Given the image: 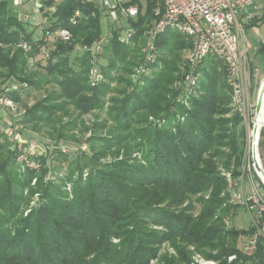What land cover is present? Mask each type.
Segmentation results:
<instances>
[{
  "label": "trees",
  "instance_id": "1",
  "mask_svg": "<svg viewBox=\"0 0 264 264\" xmlns=\"http://www.w3.org/2000/svg\"><path fill=\"white\" fill-rule=\"evenodd\" d=\"M161 1L147 0L145 14L141 0L128 4L141 10L136 22H127L138 29L131 45L122 44L117 27L108 23L113 37L98 58L107 62L99 63L104 80L92 87L93 54L84 47L102 37L106 21L98 4L42 0L39 12L46 23L43 36L35 38L13 0H0V96L22 103L27 87L14 89V84L27 83L37 90L53 84L58 89L31 108L26 106L22 124H31L36 131L49 126L56 144L81 143L77 130L91 131L85 139L87 150L71 156L55 148L36 158L39 170L23 168L17 159L24 147H13L0 131V264H151L166 242L178 257L167 255L158 264H190L185 245H194L218 264H229L233 255L236 263L264 264V239H259L251 257L241 248L254 233L251 220L247 229H230L227 217L223 219L227 209L222 195L229 192L219 165L229 169L230 164H240L244 130L232 111V93L220 61L207 58L197 94L188 105L177 102L180 92L175 84L190 45L179 33L167 30L155 42L158 55L152 76L143 85L130 82L133 68L144 62L137 45L144 47V30L154 21L153 9ZM77 11L81 16L73 24ZM263 18L256 17L245 27H259ZM60 29L72 34L71 41L54 45L44 74L32 70V61L46 45L44 39ZM22 42L31 46L29 52L19 46ZM258 54L264 57V43ZM92 111L104 115L87 126L81 117ZM150 116L165 122L154 125ZM109 155L113 159L108 161ZM50 156L54 167L49 165ZM52 170V180H45ZM207 192L210 198L203 201L197 218L189 212L192 206L177 209ZM235 207L234 217L244 211Z\"/></svg>",
  "mask_w": 264,
  "mask_h": 264
},
{
  "label": "built area",
  "instance_id": "2",
  "mask_svg": "<svg viewBox=\"0 0 264 264\" xmlns=\"http://www.w3.org/2000/svg\"><path fill=\"white\" fill-rule=\"evenodd\" d=\"M61 1V0H58ZM87 2H94L104 11L105 18H110L113 22H120L125 20L126 23L130 20L137 21L141 10L139 5H125L122 0H85ZM259 0H162L158 2L154 9V21L151 24L146 25L143 36L146 43L142 49L144 55V62L135 69L133 75V85H143L144 81L152 76L153 69L151 65L157 60L158 51L156 48V40L165 33L167 30H172L186 38L190 47L184 52L182 57L181 78L176 82L175 88L180 92L177 102L188 105V99L195 96L199 89V84L203 79V73L201 67L205 60L209 57H214L222 64L226 73V83L232 93V105L238 109L241 113H244L248 108V86L252 82L253 72L250 57L248 55L249 50L252 48L249 40L245 34V24L243 21L250 23L256 14L250 13L249 9L257 10L256 4ZM26 3V0H13V4L16 8H21ZM42 8L41 1L36 4V9L40 11ZM51 11H55V7L51 8ZM81 16L80 11H77L72 18L73 24H76L78 18ZM24 20L29 19V15H25ZM109 23V22H108ZM107 28V26H105ZM117 32L118 40L125 45H131L133 38L138 32L135 26H118ZM258 33V31H257ZM54 36L52 44H56L58 41L69 42L72 39V34L66 29H60L44 39L45 42L49 41V37ZM113 37V32L109 29L102 33L100 40L96 41L91 47H84L86 50L93 54L91 60L92 67L89 73V81L92 87L97 86L103 80V74L99 69V55L104 50V45ZM261 43H264L262 39ZM53 45V46H54ZM25 52L31 50V46L22 42L20 45ZM52 48L45 54V58L48 60L50 57ZM81 49V48H80ZM18 85L14 84L13 88L17 89ZM26 87V85L24 86ZM13 103L12 100L0 96V108L8 107ZM21 116V115H18ZM256 118V112L254 120ZM150 122L154 125L161 126L165 121L164 119H155L150 117ZM2 123H0L1 125ZM13 124L4 128L0 127V131L4 132L12 142L14 146L23 145L22 135ZM255 123L253 121V132L251 138L252 144V159L254 162V168L256 173L264 184L263 166L259 162L258 151L261 142L262 131L259 128V136L257 140L254 139ZM259 142V143H258ZM257 144V149L254 154L253 145ZM56 145L50 144L48 150L42 154L46 155L52 152L55 148L60 149L63 153L68 154V150L62 147V144ZM88 147V146H87ZM32 150V147H31ZM82 150L80 148L78 151ZM85 151V150H83ZM34 153V152H33ZM46 153V154H45ZM36 154V153H35ZM41 155V156H42ZM40 156L25 155V148L23 153H20L17 161L22 164L23 168L27 167L33 170H39L41 164L36 160ZM52 172V171H51ZM49 172L45 180H52L53 176ZM48 175H51L49 177ZM88 173L84 174L86 178ZM264 178V177H263ZM228 180V192H230V204L233 206H240L249 211L251 214V225L254 228V233L248 238L247 242L243 246V253L247 257H251L257 250L259 239H264V196L259 195L257 191L253 193L246 191L245 177H240L237 181L233 182L231 174L227 175ZM36 180L33 182L35 183ZM259 188V186L257 185ZM68 191H71V186L67 187ZM249 194V195H248ZM39 194H36L35 201L32 202V206L36 204ZM30 212L28 210L26 215ZM226 225H229V219L224 220ZM237 256L233 255L229 257V262H236ZM199 264H217L215 261H205L202 258L197 260ZM242 262L238 263L241 264Z\"/></svg>",
  "mask_w": 264,
  "mask_h": 264
},
{
  "label": "rangeland",
  "instance_id": "3",
  "mask_svg": "<svg viewBox=\"0 0 264 264\" xmlns=\"http://www.w3.org/2000/svg\"><path fill=\"white\" fill-rule=\"evenodd\" d=\"M38 1L42 2V0H26V3L23 6H21V8H16V12L19 14V17L21 19L25 18V15H29V19L28 20L23 19V21L28 24L29 30L35 31V38H41L43 36L44 25L42 23H46L45 22L46 18L36 9V4ZM132 1L133 0H122V3L125 5H128ZM140 3L144 7V14H145L146 8H147V0H141ZM256 7H257V10L250 8L249 9L250 13L258 14L259 18H263L264 17V0H259L256 4ZM104 21H106V24L103 27V32H106L109 30L108 22L114 28L118 27V26H121V27L127 26V23L125 20H121L120 22H118V24L116 22H113L110 18H105ZM243 24H245L246 27L248 25V23L246 24V21H243ZM105 26H107V28ZM258 28H259L258 33H255L254 30L251 28L245 29L246 38L249 40L250 45L252 46V48L249 50L248 55L250 57L251 64H252L253 69H254V71H253L254 75L252 78V82H251V84H249L248 89H247V92H248V99H247L248 108L246 109V111H244V113H241L240 111H238V109L236 107L231 105V108H232V111L234 112V114H236L240 117V122H241L242 128L244 130L243 138H242L244 141L242 144L243 153H242V156L240 159L241 161H240V164L238 166H235L234 164H230L229 169H227L228 167H225L222 164H220L219 170L222 173V175L226 177V179H227L228 173H230L231 177L233 179V182L237 181L240 177L244 176L245 180H246V191L245 192L253 193L254 191H257V193L259 192L258 193L259 195L264 196V184L261 182L262 180L260 179V177L258 176V174L256 173V170L254 168V162L252 159V144H251V138H252L251 134L253 132L252 131L253 130V121H255L254 116H255V112H256V103H257L259 89H260L261 83L264 79V57L261 56L260 54H258L259 45L262 44L261 41H262V39H264V21H262V23L259 24ZM53 37L54 36H50L48 38L49 41L46 42V45L42 49V53L40 54V56L37 59H34L32 61V63H31V69L32 70L38 71L39 73H42V74L45 73V71L43 69L44 66L46 65V61H47V59L45 58V54L54 45V44H52V42H53L52 40H54ZM137 46L139 47V51H141V49H143L142 45L140 46V43ZM77 51H81L79 46H78ZM141 54H142V52H141ZM38 62L40 63L39 65L37 64ZM99 62L102 65H106V63H107L105 58H103L102 60L100 59ZM137 67H138V65L133 68L132 72L129 75V79H130V82H132V84H133L134 71ZM17 85L23 86V87L26 85V87H27V90L24 91L25 95H23V97H22L23 102L18 103V102H15L12 100L13 103H11L9 105V108L8 107H1L0 108V114H2L0 119H2V121H3V122H1L2 124L0 125V127L4 128L6 126H9L10 124H13L14 126L15 125L19 126L21 129V132L20 131L19 132L22 135V139H23V143H21V145H23V147L25 148V155L26 156L27 155L41 156L45 152V150L46 151L48 150V147H50V144H54V145L56 144L55 142L51 141V139L49 137L48 132L51 131L50 127L49 126H46V127L43 126L44 128L42 127V129L40 131H36V130H34V128L31 124L28 126H24L22 124L23 116L27 112L26 106H27V108L28 107L31 108L33 105H35L36 103L41 101L42 98H45L47 96V94H49L52 91V89H58V88L56 86H54L53 84L52 85L51 84L45 85L42 89H39V90L28 88L27 83H21V85L20 84H17ZM116 85L118 88L119 87L118 84H116ZM107 102H108V100H107ZM18 115H21V116H18ZM103 115H104V113L102 111H92L88 114H84L81 117L82 118L81 121H83L87 126H92L93 123L97 120L96 117H102ZM72 116L75 118V117H78V114L74 113V114H72ZM150 117H149V119H150ZM159 119H161V118H158L157 120H159ZM64 120H67V117H65ZM77 131L78 132L75 133L76 139L78 141H80L81 143H79V142L77 143L75 141H64V140L60 141V144H62V147H65L68 150V154H70L71 156H74L80 148H82V150H87V144H86L87 142L85 139L87 137H89L91 134V131H89L86 134H82L79 130H77ZM263 136H264V130L262 132L261 142L259 145V149H260L259 153H260V157H261L262 166L264 169V142L262 140ZM9 141L12 142L10 139H9ZM31 147H32V150H31ZM135 156L136 155H134V157ZM106 159L108 161L112 160L113 156L109 155L108 158H106ZM49 165H52L51 167H54V165H55L54 159L51 156L49 158ZM51 174H53V170H52ZM48 176L51 177V175H48ZM226 185H227L226 187H227V191H228V187H230L228 185V180H227ZM257 185L259 186V188L257 187ZM252 187L254 188V191H252ZM210 194H211L210 192H207V193L198 194L196 196H193V197H191V199H188L187 201H185V203L183 205L179 206L177 209L178 210L189 209V207L192 206V209L189 212L195 218H197L202 213L203 201L208 200L210 198ZM226 194H228L229 196L224 197L222 195V197L224 198L223 209H227L226 216H224L223 219L225 217H227L229 219V222H230L229 225H226L227 228L231 229V228L236 227L237 229H247L250 226L251 214L249 213L248 210L244 209L243 213L239 212V215L234 217L235 215H233V213L235 211H234L233 207H235V206H232V204H230L231 203L230 202V199H231L230 195L231 194H230V192L229 193L226 192ZM237 209L241 210L240 207H238ZM26 211H27V209H26ZM26 211H25V213H26ZM220 214L222 215V212H220ZM218 217H219V213L215 217V219L212 221H216ZM152 228L154 230H161L162 229V228L157 227V226H154ZM250 228L252 229V226ZM244 241H246V240H244ZM115 242L118 243L119 240H115ZM185 248H186V251H187L188 256H189V263L190 264H199L197 262V260H199V258H202L205 261H215V260L206 258L199 251V249H197L194 245H189V246L185 245ZM241 248L243 249V246H241ZM167 255L174 256L175 258L178 257V252H177V250H175V247L172 246L171 242L163 243V245L160 248L159 258L154 259L151 262V264L161 263L162 259ZM215 262L217 263V261H215ZM229 264H238V263L232 262ZM241 264H244V263L242 262Z\"/></svg>",
  "mask_w": 264,
  "mask_h": 264
},
{
  "label": "water",
  "instance_id": "4",
  "mask_svg": "<svg viewBox=\"0 0 264 264\" xmlns=\"http://www.w3.org/2000/svg\"><path fill=\"white\" fill-rule=\"evenodd\" d=\"M263 105H264V79L261 83V86H260V89H259V93H258V98H257V103H256V117L259 116L262 108H263ZM259 136V127L257 125H255V129H254V139L255 141L257 140ZM256 149H257V144L254 143L253 145V151H254V154L256 152ZM263 174V177H264V172L262 173Z\"/></svg>",
  "mask_w": 264,
  "mask_h": 264
},
{
  "label": "bare ground",
  "instance_id": "5",
  "mask_svg": "<svg viewBox=\"0 0 264 264\" xmlns=\"http://www.w3.org/2000/svg\"><path fill=\"white\" fill-rule=\"evenodd\" d=\"M255 125H257L259 128H261V130H264V105H263V108L259 114V116H257L255 118V121H254ZM263 132V131H262ZM259 143V142H258ZM258 155H259V162L262 164L261 162V157H260V153L258 151ZM262 179L264 180V178L262 177Z\"/></svg>",
  "mask_w": 264,
  "mask_h": 264
},
{
  "label": "crops",
  "instance_id": "6",
  "mask_svg": "<svg viewBox=\"0 0 264 264\" xmlns=\"http://www.w3.org/2000/svg\"><path fill=\"white\" fill-rule=\"evenodd\" d=\"M256 15H257V18H259V15H258V14H256ZM255 18H256V17H255ZM255 18H254V19H255ZM246 24H247V22H246ZM248 24H249V23H248ZM248 28H249V26H248ZM246 29H247V28H246ZM251 29H253L255 33H257V31L259 32V28L256 27V26H255V27H252ZM251 47H252V46H251ZM0 88H1V87H0Z\"/></svg>",
  "mask_w": 264,
  "mask_h": 264
}]
</instances>
